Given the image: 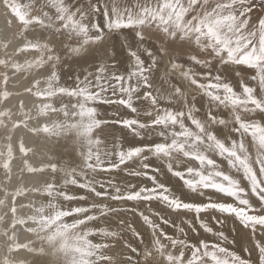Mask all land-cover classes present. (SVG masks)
<instances>
[{
  "label": "snow or ice",
  "instance_id": "obj_1",
  "mask_svg": "<svg viewBox=\"0 0 264 264\" xmlns=\"http://www.w3.org/2000/svg\"><path fill=\"white\" fill-rule=\"evenodd\" d=\"M0 6V264H264V0Z\"/></svg>",
  "mask_w": 264,
  "mask_h": 264
},
{
  "label": "rangeland",
  "instance_id": "obj_2",
  "mask_svg": "<svg viewBox=\"0 0 264 264\" xmlns=\"http://www.w3.org/2000/svg\"><path fill=\"white\" fill-rule=\"evenodd\" d=\"M62 143H67V142H62ZM71 144V143H70ZM69 145V144H68ZM66 145L65 144H61V145H58L56 147V151L63 154L64 158L65 159H69L72 155H74V152H73V145ZM62 146V147H61Z\"/></svg>",
  "mask_w": 264,
  "mask_h": 264
},
{
  "label": "bare ground",
  "instance_id": "obj_3",
  "mask_svg": "<svg viewBox=\"0 0 264 264\" xmlns=\"http://www.w3.org/2000/svg\"><path fill=\"white\" fill-rule=\"evenodd\" d=\"M4 23H5V21H4V16H3V8H2V6H0V28L4 27ZM62 144L63 145L65 144V146L68 144L71 145L70 142L62 143ZM29 183H31V182H29Z\"/></svg>",
  "mask_w": 264,
  "mask_h": 264
}]
</instances>
